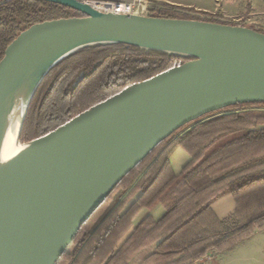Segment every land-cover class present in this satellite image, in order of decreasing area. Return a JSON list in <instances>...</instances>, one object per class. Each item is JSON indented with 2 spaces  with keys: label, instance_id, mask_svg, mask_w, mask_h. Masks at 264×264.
Returning a JSON list of instances; mask_svg holds the SVG:
<instances>
[{
  "label": "water",
  "instance_id": "obj_1",
  "mask_svg": "<svg viewBox=\"0 0 264 264\" xmlns=\"http://www.w3.org/2000/svg\"><path fill=\"white\" fill-rule=\"evenodd\" d=\"M82 17L35 24L0 60L5 100L27 79L92 45L121 44L192 60L133 84L26 144L0 167V264H56L82 224L158 145L235 105L264 104V34L197 20L98 12L75 0H36ZM22 123V122H21Z\"/></svg>",
  "mask_w": 264,
  "mask_h": 264
},
{
  "label": "trees",
  "instance_id": "obj_2",
  "mask_svg": "<svg viewBox=\"0 0 264 264\" xmlns=\"http://www.w3.org/2000/svg\"><path fill=\"white\" fill-rule=\"evenodd\" d=\"M0 2V60L14 38L31 26L82 17L68 8L36 0ZM175 9L159 5V10L152 9L150 16L231 25L214 20L216 16L199 13L209 19L194 18L177 14ZM190 60L121 44L82 48L58 62L40 81L27 106L18 141L26 145L43 137L123 89ZM254 107L264 108V104L235 105L217 111L187 124L163 141L82 224L56 264H201L263 231L264 161L244 168L238 179L222 185L218 192L211 191L212 176L264 157V128L257 129L264 126V112L252 111ZM224 111L237 112L210 118ZM175 147L183 148L190 157L215 149L200 167L191 162L176 178L169 163V154ZM247 190L242 201H258L254 217L242 225L233 219L215 221L224 228L199 232L183 240L214 201L225 195L236 198ZM133 195L136 198L127 204ZM157 204L165 210L163 217L156 222L150 217L141 220L119 246L139 213Z\"/></svg>",
  "mask_w": 264,
  "mask_h": 264
},
{
  "label": "crops",
  "instance_id": "obj_3",
  "mask_svg": "<svg viewBox=\"0 0 264 264\" xmlns=\"http://www.w3.org/2000/svg\"><path fill=\"white\" fill-rule=\"evenodd\" d=\"M151 5H167L193 12L205 13L217 16L219 19L234 20L240 15L247 13V6L253 8L252 0H150ZM191 162V157L181 147H175L169 154V163L174 177L178 178L182 171ZM136 195L130 196L126 202L130 204ZM165 213L161 204L150 209H143L136 219L129 232L122 238L119 246L128 238L133 228L146 217L153 221H159ZM214 221L236 219L238 216L237 200L232 195H225L214 201L205 214ZM204 216V215H203ZM201 264H264V230L256 232L250 239L236 246L232 251L226 252L213 259H206Z\"/></svg>",
  "mask_w": 264,
  "mask_h": 264
},
{
  "label": "rangeland",
  "instance_id": "obj_4",
  "mask_svg": "<svg viewBox=\"0 0 264 264\" xmlns=\"http://www.w3.org/2000/svg\"><path fill=\"white\" fill-rule=\"evenodd\" d=\"M252 1H253V8L248 10L247 13L240 15L238 18H235L234 20L219 19L217 16L215 17V19L217 21H221V22L225 21V22H229V23L235 22L237 19H242L243 22H246V24H248L247 22H250V25H247V26L253 27L252 29H254L255 31H259L261 33H264V0H252ZM151 7L155 11L159 10L158 5L152 4ZM174 11L177 14L187 15L189 17H194V18L201 17L200 14L193 13V12H190V11L182 9V8H177ZM80 75L76 78V80L80 77ZM32 89H33L32 86H29L26 89H24V93H23L24 99L19 104L18 109H17V111L20 112V116H18V120L20 119L22 113H24V111H25V108H26L29 96L32 92ZM22 103L24 105H22ZM251 110L257 111V112H264V108H262V107H254ZM232 112H237V111L220 112V113L215 114L214 116H212L210 118L219 117L221 115L232 113ZM15 118L16 117H14V119ZM261 128H264V126L259 127L257 129H261ZM15 142L17 144L22 145V143H20V142L18 143L17 139L15 140ZM214 149H215V147H213L212 149H209L207 151L204 150L203 152L198 153L194 157H191V162H193L196 167H200L202 165V162L204 160H206L212 154ZM263 161H264V157H258L256 159L252 160L250 163H248L245 166H240V167L233 169L231 171L220 173L216 176H212L211 184L213 186H212L211 191H213V193L218 192V190H220L222 188L221 187L222 185H227V184L231 183L232 180L238 179L244 168H247L249 166H254V165L259 164L260 162H263ZM248 192H249L248 190L244 191L236 197L237 205H238V216L236 217V219H234V222L237 225H242V224L246 223L248 220H250L252 217H254L257 213L258 201H252V202H243L242 201V198ZM223 228L224 227L219 228L218 225L215 223V221L210 216L204 215L203 217L198 219L191 226L190 230L184 235L183 240H188L193 235H195L199 232H209V231H214V230L223 229ZM213 258L214 257H212L210 259H213ZM91 264H98V261H94Z\"/></svg>",
  "mask_w": 264,
  "mask_h": 264
},
{
  "label": "bare ground",
  "instance_id": "obj_5",
  "mask_svg": "<svg viewBox=\"0 0 264 264\" xmlns=\"http://www.w3.org/2000/svg\"><path fill=\"white\" fill-rule=\"evenodd\" d=\"M32 82V79H27L21 84V87L16 89L3 103L0 132V167L9 163L26 148L25 144L21 145L15 142L16 139L18 141V134L23 116L22 113L18 120L20 112L17 111V109L24 99V89L29 87ZM22 105L24 104L22 103ZM14 117L16 118L14 119Z\"/></svg>",
  "mask_w": 264,
  "mask_h": 264
},
{
  "label": "built area",
  "instance_id": "obj_6",
  "mask_svg": "<svg viewBox=\"0 0 264 264\" xmlns=\"http://www.w3.org/2000/svg\"><path fill=\"white\" fill-rule=\"evenodd\" d=\"M77 2L88 5L92 9L105 13L125 16H142L151 17L150 12L152 11L150 0H75ZM2 3L0 2V6ZM202 19H209V17L202 16ZM214 20H216L214 18ZM225 22V21H224ZM229 23V22H226ZM243 22L242 19H237L235 22H230L231 26L250 28V22ZM254 30V29H252Z\"/></svg>",
  "mask_w": 264,
  "mask_h": 264
}]
</instances>
